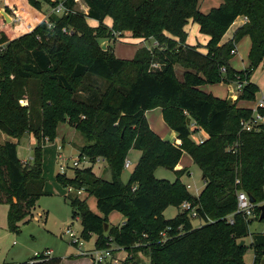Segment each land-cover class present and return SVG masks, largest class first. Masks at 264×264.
Here are the masks:
<instances>
[{"label": "trees", "instance_id": "trees-1", "mask_svg": "<svg viewBox=\"0 0 264 264\" xmlns=\"http://www.w3.org/2000/svg\"><path fill=\"white\" fill-rule=\"evenodd\" d=\"M5 1L25 11L31 30L27 23L8 25L0 18V132L13 139L32 134L37 140L27 163L19 159L15 143L0 144V204L8 205V230L15 232L46 195L42 147L54 141L58 125L66 122L85 141L78 157H86L91 165L105 163L110 175L105 180L87 167L73 168L72 178L55 177L62 187L83 189L96 200L100 215L77 198L68 201L72 217L80 220L83 240L94 234L96 249L114 244L125 250L128 257L120 264H142L140 256L147 264H244L249 225L257 221L264 226V218L258 220L264 203V123L250 132L241 130L240 121L251 111L237 103L255 100L257 86L248 79L253 70L264 67V0H221L206 14L199 11L198 0H83L86 14L49 15L46 21L52 28L42 20L43 6H51L50 0ZM237 17L247 23L232 40L220 44ZM105 18L111 19V28L102 24ZM86 19L98 26L89 27ZM189 21L209 38L205 54L185 44ZM63 28L69 33H62ZM124 32L153 39L158 46L140 48L130 60L116 58L108 46L101 49L104 40ZM245 36L250 39L249 68L237 72L229 65L230 52ZM175 66L185 69L180 81ZM89 79L105 86H94ZM220 81L245 84L236 100L198 89ZM80 93L86 98L78 99ZM158 107L180 144L150 129L145 112ZM190 123L208 135L202 143L191 141ZM130 149L140 156L124 184L120 176ZM183 152L205 183L197 197L180 181L187 173L179 167ZM158 168L172 171L175 180L155 178ZM238 191L254 201L251 220L235 212ZM185 201L195 208L201 222L197 228L186 210L179 209L172 219L163 216L167 208H179ZM113 211L123 213L124 222L105 232ZM251 236L252 264H260L264 235ZM16 264H60V259L38 254Z\"/></svg>", "mask_w": 264, "mask_h": 264}, {"label": "rangeland", "instance_id": "rangeland-1", "mask_svg": "<svg viewBox=\"0 0 264 264\" xmlns=\"http://www.w3.org/2000/svg\"><path fill=\"white\" fill-rule=\"evenodd\" d=\"M2 1V0H1ZM205 4L203 8H205ZM45 6H43L44 15H46ZM80 13L84 11L79 7ZM89 27H97L98 22L91 19H86ZM107 28H111L112 21L110 18H105L102 22ZM242 19L237 17L234 24L228 28V30L223 35V40H229L233 37L237 27L242 26ZM185 44L189 46H195L202 53L207 51L208 36L202 34L199 31V27L196 23L188 22L185 26ZM116 37L109 40H104L102 44H105L112 50L113 55L118 59L130 60L134 57L136 50L147 47L152 48L154 45L153 39H138L132 37L128 32H124L121 36L115 35ZM141 45V47H139ZM139 47V48H138ZM248 47L249 40L247 37H243L237 43L236 54L232 55V60L229 63L230 67L239 72L244 71L249 68L248 60ZM259 66L253 70L249 76V81L257 86V92L255 94V101L246 103L247 106H254L257 99L264 94V68ZM184 68L180 66H175L174 71L177 79L182 80V74ZM223 75V74H222ZM244 75V74H243ZM245 77V75H244ZM245 79H247L245 77ZM88 83L93 84L97 87H104L105 84L100 80H88ZM245 84V82H243ZM235 84H232L233 89ZM228 85L224 81H220L215 84H202L198 89L208 95L214 97L225 99L227 95ZM239 94V93H238ZM238 94L234 93L231 95L230 100H236ZM83 99L86 98L84 93L78 95ZM234 97V98H233ZM22 106H26L27 102L25 100L20 101ZM152 111L149 114L151 119L152 129L155 134L159 136L163 135V140L170 143L173 142V136L175 132L169 128V126L164 122L160 112ZM156 121V122H155ZM191 124V141L198 143L199 140H205L208 135L202 130L197 129V131H202L206 136L202 139L201 133H195L196 129L194 124ZM195 131V132H193ZM161 134V135H160ZM203 134V135H204ZM0 132V138L2 137ZM7 137V136H6ZM13 139V138H11ZM6 141H11L10 139ZM15 144L19 146L18 154L21 158L25 159L26 162H30V157L33 153L34 148L37 146V140L33 135L25 134L20 139H14ZM85 144L83 137L75 131L66 122L58 125L56 129V138L52 142H47L42 147V178L44 180V192L46 195L41 196L36 202L33 210L31 211V216L24 218L18 223V229L15 232H10L8 230L7 224V213L8 205L0 204V264H16L30 261L35 255L43 254L45 252H50L51 257H56L60 259V264H92L91 257L81 256L76 247L71 244L70 238L65 234L66 230L69 228L71 231L81 235L82 227L80 225V220L78 217L73 218L71 214V207L69 205V199L77 198L79 201L84 203V205L94 214L99 215V211L96 207V200L93 195L86 193L84 190L80 194L76 193V189L72 188L69 192L67 187H62L56 181V175L60 174L59 165L68 166L69 168L65 171V175L69 178L73 176V168L71 167V160L78 157L80 148ZM61 156L58 160L57 157ZM140 156V152L130 149L128 151L126 159L131 162L130 168H123L120 176L121 182L127 183L137 161ZM105 164L102 162H96L93 165L87 167H92V173L95 176H102L105 180H110L109 173L102 175V170L105 168ZM179 166L182 169H187L180 181L187 189L191 196H197L198 192L203 187V179L200 169L197 165L193 164L191 157L183 152ZM85 166L80 164L77 169H83ZM154 176L157 179H163L168 182H173L175 180V174L167 169L158 168L154 172ZM179 208L169 207L165 210L163 216L165 219H172L178 213ZM124 220V215L121 212L113 211L107 217V223L111 228H119L121 222ZM191 223L194 228L201 225V222L192 218ZM264 226L262 223L257 221H252L249 225L250 235L244 240L245 242V252L243 254V263L252 264L253 263V252L249 248V244L252 241L251 234L262 233ZM96 241V236L91 234L88 239L83 240V250H90L93 248ZM114 248V244H112ZM118 260L126 257V251L123 249H118L115 252ZM128 255V252H127ZM128 257V256H127ZM125 258V260L127 259ZM145 258V257H144ZM124 260V261H125ZM123 261V262H124ZM147 258L142 259V264H146ZM117 264V263H113Z\"/></svg>", "mask_w": 264, "mask_h": 264}, {"label": "built area", "instance_id": "built-area-1", "mask_svg": "<svg viewBox=\"0 0 264 264\" xmlns=\"http://www.w3.org/2000/svg\"><path fill=\"white\" fill-rule=\"evenodd\" d=\"M51 1V6H49V11L48 13L45 15L44 17V21L47 20V17L49 15H55L58 17H61L63 15H67V14H74L75 12H79L78 8L80 7L83 11L84 14L87 13L86 10V5L84 4L83 0H50ZM71 3V4H70ZM13 22L14 23H18L22 17L18 14V13H14L13 16ZM244 24L247 23V19L244 17L243 19ZM46 25L48 28H52V24L50 22L46 21ZM62 33L67 34L69 33V29L67 28H63ZM158 43L155 41L153 47H157ZM235 49H233L230 53L231 55H235ZM153 68H157L158 65L157 64H153L152 65ZM232 84H235V90L232 87ZM229 84L231 89H230V93L231 95H233L234 93L238 94L241 92L243 85L242 83H232ZM264 94L261 95V97L259 99L256 100L255 105L252 109H250L251 113L249 118L247 119H242L240 121V127L241 130L246 131V132H250L252 130H254L255 128L258 127V125H261L264 123ZM203 140H199L198 143H202ZM58 160L61 159V156L59 155L57 157ZM96 162H99V160H97ZM80 164H83L85 167L87 168V166L90 165L89 160L86 157H76L75 159L71 160V167L72 168H77L79 167ZM130 161L125 159L124 160V165L123 168H129L130 167ZM69 167L67 166H63V165H59V170H60V174H65V171L68 169ZM68 191L70 192L72 190V187L68 186ZM187 189H189V186H187ZM82 191V189H77L76 193L80 194ZM236 213L241 214L246 220H251L255 217V204L251 203L249 200V197L247 196V194L244 191H238L236 194ZM180 210L184 211H188L189 216L191 218H196L197 214L195 211V208L191 206V204L189 202H183L180 204L179 206ZM227 222L229 224H233V221L231 219H228ZM65 234L70 238V242L71 244H73L74 246L77 247L78 250H81L82 246H83V239L81 238V235L71 231L69 228L66 230ZM262 234L264 235V231L262 232ZM119 248H117L116 246H114V248L112 247V245H109L108 247H105L103 249H94L89 255L91 257L92 260V264H113V254L116 250H118ZM45 255H49L50 256V252H45L43 253ZM82 255H87V253L85 252H81ZM38 255V254H37ZM35 255V256H37Z\"/></svg>", "mask_w": 264, "mask_h": 264}, {"label": "crops", "instance_id": "crops-1", "mask_svg": "<svg viewBox=\"0 0 264 264\" xmlns=\"http://www.w3.org/2000/svg\"><path fill=\"white\" fill-rule=\"evenodd\" d=\"M221 0H198V5H199V11L201 12V13H203V14H206L211 8H215V7H218L220 4H221ZM205 4V8H203V5ZM45 8H47L46 9V14L48 13V11H49V6L47 7L46 5H45ZM6 9L8 10V12H6ZM86 10H88L87 9V7H86ZM5 12L6 14H7V16L10 18V20H11V22L9 23L10 25H17V24H19L20 22H23V23H27V21H26V15H25V11L21 8V7H19V6H13V5H11V4H7L6 3V1L5 0H0V18H2L3 20H4V18H3V16L1 15V12ZM14 13H18L21 17H22V19L18 22V23H14L13 22V16H14ZM44 17L45 16H43V19H44ZM239 18H241L242 19V24L241 25H243L244 24V22H243V19H244V17H239ZM42 19V20H43ZM4 22H5V20H4ZM6 23V22H5ZM191 23H194V22H192L191 21ZM6 24H8V23H6ZM8 24V25H9ZM188 24V23H187ZM233 24H234V22H233ZM232 24V25H233ZM231 25V26H232ZM199 27V26H198ZM240 27V26H239ZM239 27H237L236 28V30L239 28ZM27 28H28V30L30 31L31 30V25L30 24H28L27 23ZM235 30V31H236ZM245 37H247V36H245ZM233 38V37H232ZM232 38L231 39H229V40H223V37H222V39H221V42H220V44H224V43H226V42H228V41H230V40H232ZM248 38V40H249V47H248V52H249V49H250V39H249V37H247ZM239 42V41H238ZM237 42V43H238ZM237 43L235 44V47H236V45H237ZM139 47H141V45L139 46ZM138 47V48H139ZM143 48V47H142ZM137 51V50H136ZM199 51V50H198ZM236 51V50H235ZM199 52H201V51H199ZM202 53V52H201ZM203 54H205V53H203ZM235 54H236V52H235ZM248 54V53H247ZM231 60L232 59H230V61H229V63L231 62ZM231 65V64H230ZM264 68V67H263ZM262 68V69H263ZM228 85V84H227ZM227 95H226V98L225 99H229V98H231V93H230V89H231V87H230V85H228V87H227ZM263 95V94H262ZM234 98V97H233ZM255 101V100H254ZM254 101H239L238 103H237V107H239V108H245V109H252L253 107L252 106H247L246 105V103H249V102H254ZM154 111H158V112H160V115H161V109L158 107V108H156V109H154ZM152 111H146L145 112V118H146V120H147V123H148V125H149V127H150V129L153 131V127H152V123H151V119H150V117H149V114L151 113ZM152 119L154 118V116L153 117H151ZM156 122V121H155ZM154 132V131H153ZM197 132H200L202 135H201V137H199V138H204L206 135L202 132V131H196L195 133H197ZM204 134V135H203ZM2 137L0 138V144H3L4 142H8V141H6V139L7 140H11V141H9V142H13V143H15V141H14V139H11L10 137H6V135L5 134H3L2 133ZM27 135H32V134H27ZM158 135V134H157ZM161 135V134H160ZM176 135V134H175ZM159 136V135H158ZM162 137H163V135H161ZM161 136H159L161 139H163ZM173 142L172 143H174V144H180V141L177 139V137L176 136H173ZM18 148H19V146H17V155H18V157H19V159L21 160V162H26V160L25 159H23V158H21L20 156H19V154H18ZM79 152V151H78ZM31 159H32V155H31V157H30V161H31ZM103 164H105V163H103ZM130 164H131V162H130ZM131 166V165H130ZM180 167V166H179ZM130 168V167H129ZM102 171H105V170H102ZM105 174H107V173H105ZM203 179V178H202ZM204 185H205V183H204V181H203V187L201 188V190L198 192V195H199V193L202 191V189L204 188ZM83 190V189H82ZM197 195V196H198ZM197 196H195V197H197ZM180 209V208H179ZM167 210V209H166ZM165 212V211H164ZM164 214V213H163ZM100 215V214H99ZM124 222V220L121 222V224ZM120 224V225H121ZM109 226V225H108ZM76 247V246H75ZM76 249H77V247H76ZM94 249H96V247H95V243H94V246H93V248L92 249H90V250H83V246H82V248H81V250H78L77 249V251H78V253L81 255V256H86V257H90V253L94 250ZM81 252H85V253H87V255H82L81 254ZM50 256H52L51 254H50ZM128 255H127V252H126V257H127ZM125 257V258H126ZM141 257V259H144L145 260V258L144 257H142V256H140ZM254 257V256H253ZM125 258H123V259H121V260H118V258H117V255H115V253L113 254V263H117V264H120V263H122L124 260H125ZM33 259V258H32ZM32 259H30V260H32ZM91 259V258H90ZM146 264H147V262H146Z\"/></svg>", "mask_w": 264, "mask_h": 264}, {"label": "water", "instance_id": "water-1", "mask_svg": "<svg viewBox=\"0 0 264 264\" xmlns=\"http://www.w3.org/2000/svg\"><path fill=\"white\" fill-rule=\"evenodd\" d=\"M1 15L3 16V18H4V20H5L6 23L9 24V23L11 22L10 18L7 16V14H6L5 12L2 11V12H1ZM101 49H102V50H105V49H106V45H105V44H102V45H101ZM187 124H189V119H187ZM105 173H106V172L103 171V172H102V175H104ZM249 200H250L251 203H254V201H253L252 198L249 197ZM259 211H260V214H259V218H258V220L261 221V220L264 218V203H263L262 205L259 206ZM107 229H108V224H104V231L106 232ZM243 244H244V242L241 241V242L239 243V246L241 247ZM260 264H264V260H262Z\"/></svg>", "mask_w": 264, "mask_h": 264}]
</instances>
